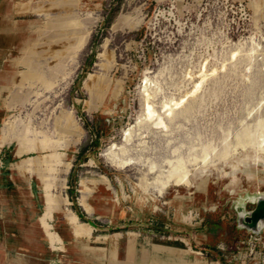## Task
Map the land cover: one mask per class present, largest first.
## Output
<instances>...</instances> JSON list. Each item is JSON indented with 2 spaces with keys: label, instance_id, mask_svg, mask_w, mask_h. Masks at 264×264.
Returning <instances> with one entry per match:
<instances>
[{
  "label": "rangeland",
  "instance_id": "1",
  "mask_svg": "<svg viewBox=\"0 0 264 264\" xmlns=\"http://www.w3.org/2000/svg\"><path fill=\"white\" fill-rule=\"evenodd\" d=\"M12 2L27 38L0 96V173L8 148L17 192L40 188L47 264H71L63 224L101 264H159L142 241L264 264V233L237 232L235 210L264 194V0Z\"/></svg>",
  "mask_w": 264,
  "mask_h": 264
},
{
  "label": "crops",
  "instance_id": "2",
  "mask_svg": "<svg viewBox=\"0 0 264 264\" xmlns=\"http://www.w3.org/2000/svg\"><path fill=\"white\" fill-rule=\"evenodd\" d=\"M3 1L6 5H0L2 7L0 12V96L2 97V91L5 90L11 80L10 78L14 75L9 69V64L12 57H15L16 49L22 39L27 38V35L18 30L19 25L17 22H13L9 17H5V13H7L6 11L10 7L9 4L13 3L12 0ZM11 25L13 26L12 30ZM12 65L13 63L10 64L11 68ZM1 98L0 105L2 102ZM5 116V109L1 110L0 127ZM8 152V148L1 152L4 157L2 163L5 166V170H2L0 173V264H47L48 261L49 263L53 262L55 258L49 255V246L46 243L44 244L41 232L36 224L44 209V203L40 196V188L36 185L31 186V182L29 181H21V188L25 192H17L10 178L9 168L12 159L10 157L11 154ZM19 201L22 204L20 206L15 205ZM99 217L93 219L97 221ZM92 225L95 224L92 223ZM56 228H58L62 236L63 243L67 246L70 258L67 261L71 264H101L98 261H93V256L98 250L86 247L84 246L85 242L81 243L74 239L71 235V228L66 224L56 226ZM94 231L96 230L92 228L91 234ZM160 231H163V229H160ZM141 246L144 247L143 241ZM141 246L139 247L140 251L151 252L154 258L152 260L158 261L159 264H185L186 260L190 264H201L196 255H186L184 250L151 245L149 241H147V246L144 249ZM169 246H178V244L174 245L170 243ZM180 246L183 249V246ZM30 247H36L41 252L40 257L21 254L22 251L31 254ZM81 250H84V253ZM137 250H139L138 247ZM171 255H173L172 258ZM148 261L150 264L152 263L150 260Z\"/></svg>",
  "mask_w": 264,
  "mask_h": 264
},
{
  "label": "water",
  "instance_id": "3",
  "mask_svg": "<svg viewBox=\"0 0 264 264\" xmlns=\"http://www.w3.org/2000/svg\"><path fill=\"white\" fill-rule=\"evenodd\" d=\"M237 232H246L247 234L259 237L264 233V194L249 196L243 194V197L237 196ZM251 203H250V201ZM251 205V211L245 210V205Z\"/></svg>",
  "mask_w": 264,
  "mask_h": 264
},
{
  "label": "bare ground",
  "instance_id": "4",
  "mask_svg": "<svg viewBox=\"0 0 264 264\" xmlns=\"http://www.w3.org/2000/svg\"><path fill=\"white\" fill-rule=\"evenodd\" d=\"M199 90V86L196 88V91ZM195 91V92H196ZM183 102V101H182ZM182 102H178L176 103L174 106H180ZM165 109H167V111H173V107L170 105V104H165L164 106ZM146 118L150 121H152L154 119V121L156 120V111L150 106V104L148 103L147 106H146ZM158 119L155 121V126L160 128V127H163L165 125V122H164V119L159 116H157ZM236 184L233 185L230 189V192L231 194H236L237 193V189H236ZM145 245V244H144Z\"/></svg>",
  "mask_w": 264,
  "mask_h": 264
},
{
  "label": "trees",
  "instance_id": "5",
  "mask_svg": "<svg viewBox=\"0 0 264 264\" xmlns=\"http://www.w3.org/2000/svg\"><path fill=\"white\" fill-rule=\"evenodd\" d=\"M79 216L81 217V219H83L82 214H79ZM200 251H202V249H200ZM203 251H205V250H203Z\"/></svg>",
  "mask_w": 264,
  "mask_h": 264
}]
</instances>
